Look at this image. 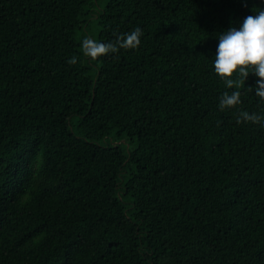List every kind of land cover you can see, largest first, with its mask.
<instances>
[{"label": "trees", "instance_id": "16d2710c", "mask_svg": "<svg viewBox=\"0 0 264 264\" xmlns=\"http://www.w3.org/2000/svg\"><path fill=\"white\" fill-rule=\"evenodd\" d=\"M100 1L0 0V264H264V100L214 71L264 0Z\"/></svg>", "mask_w": 264, "mask_h": 264}, {"label": "clouds", "instance_id": "9594fccd", "mask_svg": "<svg viewBox=\"0 0 264 264\" xmlns=\"http://www.w3.org/2000/svg\"><path fill=\"white\" fill-rule=\"evenodd\" d=\"M142 35V29L136 27L108 43L85 37L82 41V51L84 56L96 60L110 53H118L120 49L138 48ZM218 40L214 58L215 74L224 81L228 89H236L231 94L226 91L220 96L219 109L224 111L242 103L239 89L244 87L250 73L258 77L255 94L264 100V9H257L255 15L246 16L238 29L229 28L218 36ZM68 63L75 65L77 57L73 56ZM236 122H251L264 126V114L240 111Z\"/></svg>", "mask_w": 264, "mask_h": 264}, {"label": "rangeland", "instance_id": "374dc122", "mask_svg": "<svg viewBox=\"0 0 264 264\" xmlns=\"http://www.w3.org/2000/svg\"><path fill=\"white\" fill-rule=\"evenodd\" d=\"M104 3H105V0H101V1H100V8H101V9H102ZM99 29H100V26H99L97 23L93 22V23L91 24V26H90L88 32H87V36H88V38H92V39H94V40H97Z\"/></svg>", "mask_w": 264, "mask_h": 264}]
</instances>
